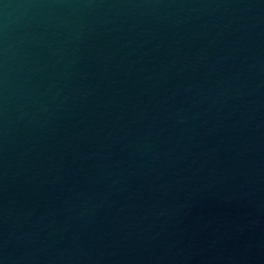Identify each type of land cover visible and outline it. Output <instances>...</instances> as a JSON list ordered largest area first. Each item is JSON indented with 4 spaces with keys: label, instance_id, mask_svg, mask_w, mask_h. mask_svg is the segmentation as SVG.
<instances>
[{
    "label": "water",
    "instance_id": "obj_1",
    "mask_svg": "<svg viewBox=\"0 0 264 264\" xmlns=\"http://www.w3.org/2000/svg\"><path fill=\"white\" fill-rule=\"evenodd\" d=\"M0 264H264V0H0Z\"/></svg>",
    "mask_w": 264,
    "mask_h": 264
}]
</instances>
